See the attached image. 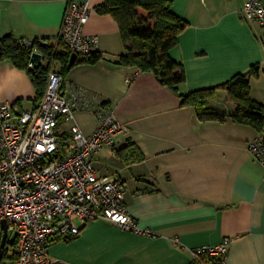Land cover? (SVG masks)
<instances>
[{"label": "crops", "instance_id": "0c3cea01", "mask_svg": "<svg viewBox=\"0 0 264 264\" xmlns=\"http://www.w3.org/2000/svg\"><path fill=\"white\" fill-rule=\"evenodd\" d=\"M66 1L0 0V39L56 42ZM171 1L187 23L170 51L185 72L181 93L218 87L256 63L264 68V24L243 19L247 0ZM102 2L91 1L84 26L102 58L73 67L65 79L103 99L125 125L92 164L98 175L122 181L128 213L149 234L92 221L76 237L49 243L52 264H191L195 249L224 241L226 264H264V171L248 147L261 133L231 119L200 122L152 74L127 84L134 70L113 63L126 51L115 20L96 11ZM253 89L251 81V97L264 106ZM222 95L216 103L230 107ZM34 99L29 74L1 61L0 103L19 112L33 109ZM73 124L90 135L98 119L78 111L57 131L66 135Z\"/></svg>", "mask_w": 264, "mask_h": 264}, {"label": "built area", "instance_id": "2783aa9c", "mask_svg": "<svg viewBox=\"0 0 264 264\" xmlns=\"http://www.w3.org/2000/svg\"><path fill=\"white\" fill-rule=\"evenodd\" d=\"M91 1H66L58 39L75 55L97 49V37L84 34ZM241 13L247 21L264 24L261 0H247ZM24 43L30 46L34 41ZM34 53H39L35 47L30 69L37 65L31 62ZM138 74L134 71L126 83ZM78 111L95 114V131L85 135L73 124L68 134H60V120L71 121ZM125 130L103 99L72 86L55 70L49 72L45 93L36 108L17 112L12 103H0V264H52L47 253L49 243L76 237L92 221L105 220L125 231L149 234L128 213L122 181L98 175L92 164L94 156L114 147L115 135ZM248 147L264 171V137L253 139ZM3 221L7 236L1 248ZM227 246L224 241L200 247L192 257L226 264Z\"/></svg>", "mask_w": 264, "mask_h": 264}, {"label": "trees", "instance_id": "16d2710c", "mask_svg": "<svg viewBox=\"0 0 264 264\" xmlns=\"http://www.w3.org/2000/svg\"><path fill=\"white\" fill-rule=\"evenodd\" d=\"M171 6V0H103L96 11L115 20L126 51L113 63L139 73L152 74L162 86L179 96L181 106L192 107L196 118L202 123H223L231 119L252 127L261 133L259 137H264V106L250 94L252 79L264 75V68L260 64L251 65L246 72L234 75L218 87L180 92L185 83V72L182 65L171 58L170 51L176 46L178 35L187 23L172 12ZM33 41L29 46L24 40H15L10 36L0 39V62H11L16 68L26 71L32 79L35 89L33 108L43 98L51 70L66 78L73 67L93 65L102 58L97 51L75 55L60 39L54 43L49 41L47 45ZM34 47L41 54L43 63L30 69L28 64ZM222 94L232 103L230 107L216 103ZM59 240L53 239L51 242ZM203 263L219 264L208 257L191 262Z\"/></svg>", "mask_w": 264, "mask_h": 264}, {"label": "rangeland", "instance_id": "374dc122", "mask_svg": "<svg viewBox=\"0 0 264 264\" xmlns=\"http://www.w3.org/2000/svg\"><path fill=\"white\" fill-rule=\"evenodd\" d=\"M251 22H253V21H251ZM262 76L264 77V75H262ZM252 82H253V87H254L253 91L257 94V96H263L264 97V80L252 79ZM222 97L225 99L227 98L225 96V94H223ZM227 100H228V98H227ZM221 104L223 105V102ZM9 240H10V238L8 239V241ZM6 249H7V251H9L10 245H7Z\"/></svg>", "mask_w": 264, "mask_h": 264}, {"label": "water", "instance_id": "95a60500", "mask_svg": "<svg viewBox=\"0 0 264 264\" xmlns=\"http://www.w3.org/2000/svg\"><path fill=\"white\" fill-rule=\"evenodd\" d=\"M31 62H33L34 64H40L41 62V54L39 53H34L31 57ZM2 228H3V235H2V240H1V248H3V246L5 245V240H6V236H7V226L6 223L3 221L2 222ZM0 257H1V250H0Z\"/></svg>", "mask_w": 264, "mask_h": 264}]
</instances>
